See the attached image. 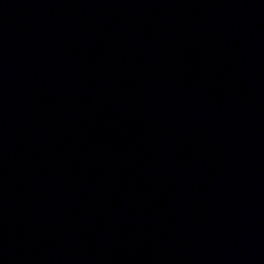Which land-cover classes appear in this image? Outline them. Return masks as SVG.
<instances>
[{"label": "water", "instance_id": "1", "mask_svg": "<svg viewBox=\"0 0 264 264\" xmlns=\"http://www.w3.org/2000/svg\"><path fill=\"white\" fill-rule=\"evenodd\" d=\"M0 264H264V0H0Z\"/></svg>", "mask_w": 264, "mask_h": 264}]
</instances>
